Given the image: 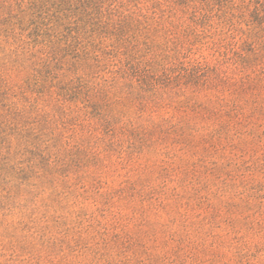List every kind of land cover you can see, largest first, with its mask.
Returning a JSON list of instances; mask_svg holds the SVG:
<instances>
[{
    "label": "rangeland",
    "instance_id": "1",
    "mask_svg": "<svg viewBox=\"0 0 264 264\" xmlns=\"http://www.w3.org/2000/svg\"><path fill=\"white\" fill-rule=\"evenodd\" d=\"M0 264H264V0H0Z\"/></svg>",
    "mask_w": 264,
    "mask_h": 264
}]
</instances>
